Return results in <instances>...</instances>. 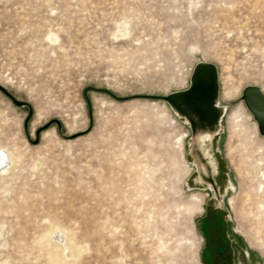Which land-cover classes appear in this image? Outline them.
Here are the masks:
<instances>
[{
  "label": "rangeland",
  "instance_id": "obj_1",
  "mask_svg": "<svg viewBox=\"0 0 264 264\" xmlns=\"http://www.w3.org/2000/svg\"><path fill=\"white\" fill-rule=\"evenodd\" d=\"M200 63L224 112L194 144L168 97ZM249 85L264 93V0H0V264H209V214L228 264H264Z\"/></svg>",
  "mask_w": 264,
  "mask_h": 264
},
{
  "label": "flooded vegetation",
  "instance_id": "obj_2",
  "mask_svg": "<svg viewBox=\"0 0 264 264\" xmlns=\"http://www.w3.org/2000/svg\"><path fill=\"white\" fill-rule=\"evenodd\" d=\"M196 94H199V97L204 99L206 98L207 91H197ZM215 99L206 98V102L203 101L201 107L197 105L191 113H185L183 110L178 111L180 115H183L190 121L194 133V144H197L199 138L214 136L220 130V119L223 115L224 108L219 103L218 88ZM210 181L215 190H217L215 182L213 180ZM197 199L202 210L203 200L201 198ZM230 202H233L232 198ZM219 217V215L212 216L209 214L202 221V227L208 244L205 257L209 264H217L220 260L222 264H228V256L234 250L233 243H236L226 234L229 229L228 224H225L227 220Z\"/></svg>",
  "mask_w": 264,
  "mask_h": 264
},
{
  "label": "bare ground",
  "instance_id": "obj_3",
  "mask_svg": "<svg viewBox=\"0 0 264 264\" xmlns=\"http://www.w3.org/2000/svg\"><path fill=\"white\" fill-rule=\"evenodd\" d=\"M217 88H218V81H217V70H216V67L214 65H212V64H209V63H201L199 65V67L195 70V72L193 73V76H192V79H191V87H190V89L188 91L182 92L180 94H176V95H174V97H168V100L173 105V107L175 108V110L177 112L179 110H183L185 113H191L193 110H195V107L197 105L199 107H201L203 105V101L206 102V98L216 100L215 98H216ZM197 91H199V92L207 91V94L205 95L206 98H204L205 100L203 98H200L199 94H196ZM228 95H229V93H228ZM201 100H202V102H201ZM234 107H235V105H234ZM235 109H233V110H235ZM244 114L245 113L242 114L239 109L235 110V112L233 113V116L231 117L232 118L231 119L232 120L231 121L232 122V129L233 130L236 131L237 127L241 128V126H242V128H243V126L246 125L245 123L247 121L245 119L246 116H243ZM230 115H232V114H230ZM227 121H229V123H230V119L227 120ZM244 121H246V122L244 123ZM251 124H254V129H255V131H257L256 123L253 122ZM230 125H231V123L229 124V126ZM242 128H241V130H238L236 132H238L237 134H242V136H244L243 134L245 133V135H246L247 132H246L245 128L244 129H242ZM250 129H252V128H250ZM248 133H250V131ZM239 136L240 135H238V137ZM244 137H246V136H244ZM254 139H256V138H254ZM254 139H253V141H254ZM262 141H264V140H262ZM245 142H247V141L245 140ZM258 142H259V140H258ZM260 142L258 143L259 145L262 143V142L261 143ZM13 163H14V157H13L12 153L8 149H6L5 147L0 146V175H4L5 173H7L10 170V168H11Z\"/></svg>",
  "mask_w": 264,
  "mask_h": 264
},
{
  "label": "water",
  "instance_id": "obj_4",
  "mask_svg": "<svg viewBox=\"0 0 264 264\" xmlns=\"http://www.w3.org/2000/svg\"><path fill=\"white\" fill-rule=\"evenodd\" d=\"M103 91L107 92L106 90ZM241 100L256 122L259 134L264 136V93L262 92V89L253 85L246 86L242 90ZM13 102L18 106L23 105L22 102L16 100Z\"/></svg>",
  "mask_w": 264,
  "mask_h": 264
}]
</instances>
